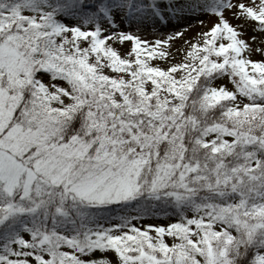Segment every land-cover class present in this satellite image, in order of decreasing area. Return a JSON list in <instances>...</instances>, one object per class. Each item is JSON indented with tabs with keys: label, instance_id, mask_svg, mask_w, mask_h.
<instances>
[{
	"label": "snow or ice",
	"instance_id": "6c2138e0",
	"mask_svg": "<svg viewBox=\"0 0 264 264\" xmlns=\"http://www.w3.org/2000/svg\"><path fill=\"white\" fill-rule=\"evenodd\" d=\"M0 264H264V0H0Z\"/></svg>",
	"mask_w": 264,
	"mask_h": 264
},
{
	"label": "rangeland",
	"instance_id": "374dc122",
	"mask_svg": "<svg viewBox=\"0 0 264 264\" xmlns=\"http://www.w3.org/2000/svg\"><path fill=\"white\" fill-rule=\"evenodd\" d=\"M195 31H196V29H194L191 33H190V35H194L195 34ZM230 86V85H229ZM154 223H156V222H158V221H153Z\"/></svg>",
	"mask_w": 264,
	"mask_h": 264
}]
</instances>
